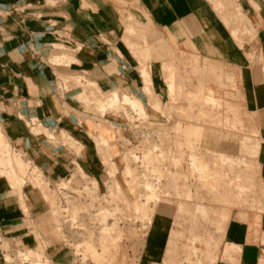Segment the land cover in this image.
Returning a JSON list of instances; mask_svg holds the SVG:
<instances>
[{
  "label": "rangeland",
  "instance_id": "obj_1",
  "mask_svg": "<svg viewBox=\"0 0 264 264\" xmlns=\"http://www.w3.org/2000/svg\"><path fill=\"white\" fill-rule=\"evenodd\" d=\"M208 1L239 47L249 49L250 68L258 72L250 22L234 0ZM129 19L121 22L123 43L139 79L143 69L149 73L150 82L143 77L139 90L149 107L128 96L114 108L100 99L91 101L96 106L84 101L101 118L113 113L121 119L115 118L113 127L102 124L107 117L101 119V134L90 135L94 145H67L72 164L63 175L47 179L17 160L23 162L18 170L24 181L35 179V187L52 196L46 193L50 206L44 212L28 214L25 228L14 235L0 232V264H141L146 237L145 264H162L167 234L168 264H213L232 212L255 210L264 201V138L245 106L238 61L227 68L208 48L195 51L183 42L163 41ZM60 57L53 63H72L64 52ZM209 68H217L220 77ZM152 76L164 81L163 93L162 87L153 93ZM85 92L93 100L99 96L91 87ZM129 100L139 101L144 113ZM203 163L204 172L196 168Z\"/></svg>",
  "mask_w": 264,
  "mask_h": 264
},
{
  "label": "crops",
  "instance_id": "obj_2",
  "mask_svg": "<svg viewBox=\"0 0 264 264\" xmlns=\"http://www.w3.org/2000/svg\"><path fill=\"white\" fill-rule=\"evenodd\" d=\"M234 2L255 32L256 73L249 49L239 47L232 28L208 0H0V232L14 235L25 228L28 214L44 212L46 193L52 196L35 187V179L24 181L17 160L53 179L50 174L63 175L72 164L67 145H94L90 135L101 134V119L107 117L102 124L112 127L115 118L121 119L90 112L82 100L91 99L85 91L91 87L96 97L128 96L149 107L139 90L145 86L142 73L150 76L143 69L139 79L135 72L137 65L123 43V17L129 24L132 16L163 41L183 42L195 51L204 46L227 68L234 69L238 61L245 106L264 138V0ZM63 52L72 63L54 64ZM169 53L172 59L174 50ZM208 70L220 77L217 68ZM151 84L153 93L160 87L164 92L161 78L152 76ZM262 166L264 186V160ZM17 183L23 184L19 188ZM169 236L162 244V264L170 261ZM147 242L146 237L141 264ZM213 264H264V201L255 210L232 212Z\"/></svg>",
  "mask_w": 264,
  "mask_h": 264
},
{
  "label": "bare ground",
  "instance_id": "obj_3",
  "mask_svg": "<svg viewBox=\"0 0 264 264\" xmlns=\"http://www.w3.org/2000/svg\"><path fill=\"white\" fill-rule=\"evenodd\" d=\"M219 4V3H218ZM220 5V4H219ZM221 6H222V4H221ZM221 8V7H220ZM240 11V10H239ZM243 16V15H242ZM244 17V16H243ZM245 18V17H244ZM230 20V19H229ZM232 21V20H231ZM244 24V23H243ZM228 26V25H227ZM230 26V25H229ZM238 26V25H237ZM235 28V27H234ZM239 32V31H238ZM170 58H171V56H170ZM222 66V65H221ZM211 69H213V68H211ZM208 71H205V74H209V73H207ZM211 73H213V70L211 71ZM204 74V73H203ZM214 74V73H213ZM206 76H208V75H206ZM67 77H69V76H67ZM144 79H145V81H146V79L150 82V80H149V77H148V75L147 74H145L144 76ZM210 77V76H209ZM217 79H219V78H217ZM201 90V89H200ZM84 91V90H83ZM87 94V93H86ZM204 94V93H203ZM88 99L89 98H87V97H82V100L83 101H88ZM96 99H100V101L102 102H104L102 105L103 106H106L107 104L111 107V108H114L118 103H119V97L116 95V94H113V98H111V99H108V100H103L102 99V97L100 98V97H98V98H95L94 100L93 99H90V102L92 101H95ZM91 102V103H92ZM212 102V101H211ZM93 105H97V104H99L98 102H95V103H92ZM129 105H131L134 109H137L138 111H139V113L140 114H143L144 113V106L139 102V101H137V100H129ZM102 106V107H103ZM94 108V107H93ZM97 141H100V142H103V143H106V141L104 140V139H102V138H98L97 139ZM213 142V141H212ZM83 146V145H82ZM131 156V155H130ZM131 158V157H130ZM149 158V157H148ZM22 163V162H21ZM6 164V163H5ZM128 164V163H127ZM28 165L30 166L31 164L30 163H28ZM11 166H12V164L10 163V162H8V167L11 169ZM23 165H21V164H19V162H16V167L18 168V169H22L23 167H22ZM31 167L34 169V170H36V172H37V174H40L39 173V170L36 168V167H34V166H32L31 165ZM130 168V167H129ZM196 168L197 169H199V170H202L203 172L206 170V168H207V166H206V163H203L202 165L201 164H197L196 165ZM195 169V168H194ZM13 183V182H12ZM14 184V183H13ZM15 186V185H14ZM16 188V187H15ZM136 198V197H135ZM57 213V212H56ZM57 216V215H56Z\"/></svg>",
  "mask_w": 264,
  "mask_h": 264
}]
</instances>
